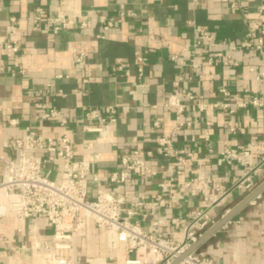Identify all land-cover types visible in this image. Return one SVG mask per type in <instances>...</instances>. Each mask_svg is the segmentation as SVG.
Listing matches in <instances>:
<instances>
[{
  "label": "crops",
  "instance_id": "0c3cea01",
  "mask_svg": "<svg viewBox=\"0 0 264 264\" xmlns=\"http://www.w3.org/2000/svg\"><path fill=\"white\" fill-rule=\"evenodd\" d=\"M262 1L239 0V8L235 9L230 0H205L199 7H195L192 0H0V40L5 38L13 15L20 31L28 30L27 36L20 35L19 53L10 56L0 50V65L17 60L27 69L26 75L18 69L0 70V153L12 155L7 146L23 135L26 125L36 123L33 108L36 88L47 82L52 85L44 91L43 99L65 112L72 121L70 128L48 125L47 133L68 132L80 141L84 137L80 126L84 108L106 109L112 104L118 107L119 120L110 124L107 131L85 134L94 140L95 150L101 153L99 161L93 165L94 171L108 173L116 169L119 157L136 145L154 147L155 136L172 128L175 112L160 105L155 109L150 104L162 103L176 83L181 69L171 55L188 56L183 48L194 38L191 20L208 25L217 39L226 43H219L216 49H201L197 56L200 66L184 68L188 79L183 86L208 101L225 100L219 89L226 85L243 99L250 95L264 97V80L258 81L249 70L251 65L264 68V49L252 52L233 48L246 35L248 21L255 18L253 11ZM38 5L45 7L49 15L81 14L88 26H74L59 33L47 30L44 22L37 28L32 20ZM104 18L111 22L108 30L102 27ZM100 33L105 36L99 37ZM74 47L87 53L86 60H75ZM137 49L146 57L142 76L138 75L134 63ZM216 50L231 55L239 65L207 64V57ZM122 60L130 63V75L115 68ZM87 69L93 80L84 85L85 94L78 97L74 88L81 84ZM57 73H63L64 77L56 78ZM134 82L140 83L135 85ZM60 89L64 95L59 93ZM9 117L19 118L20 124L10 125ZM207 119L213 123L208 125ZM155 120L161 122V128L152 126ZM185 120L193 124L180 131L177 144L188 152L187 177L203 169L228 188L249 168L261 165L252 174L249 187L229 190L222 201L209 210L211 221L200 230L201 237L264 183V163L261 164L264 107L248 105L231 115L220 108L202 113L192 105L185 113ZM229 122L239 128L236 133L230 131ZM224 142L245 147L252 144L250 154L240 162L219 166L216 157ZM158 158L167 162L161 155ZM2 165L0 160V173ZM158 182L157 177L132 175L118 188L132 199L149 202L160 189ZM185 198L180 204H166L162 215L191 219L193 209L205 208L208 204L200 197ZM144 225L153 229L150 220L144 221ZM263 228L264 190L195 250L211 256L217 264H264V235L260 232ZM163 229L175 241L184 238L181 225L165 223ZM0 232L7 235V239L0 237V264H41V255L51 248L53 229L45 217L21 219L9 209L0 218ZM22 245L24 247L16 251L15 247ZM73 257L74 264H125L131 253L123 241L91 223L88 235L75 239Z\"/></svg>",
  "mask_w": 264,
  "mask_h": 264
},
{
  "label": "built area",
  "instance_id": "2783aa9c",
  "mask_svg": "<svg viewBox=\"0 0 264 264\" xmlns=\"http://www.w3.org/2000/svg\"><path fill=\"white\" fill-rule=\"evenodd\" d=\"M204 1L192 0L195 7L201 6ZM230 5L238 9L239 0H230ZM253 12L255 18L248 21V31L240 42L233 46L234 49H247L252 52L264 49V1L260 2ZM32 21L37 28L42 27L43 22L46 23L45 28L54 33L74 26H88V21L81 14L49 15L42 5L35 6ZM190 23L194 29V38L185 43L183 48L188 56L179 53L171 55V59L181 69L176 83L162 103L150 104L155 109L160 105L175 112L172 128L155 136L154 147L141 144L123 153L119 157L117 168L108 173L93 170V165L99 161L101 153L95 150L94 140L87 138L85 134L107 131L110 124L119 120L118 107L112 104L106 109L84 108L80 123L84 137L77 141L68 132H46L48 125L70 128L72 121L65 112L43 99L44 91L52 82L36 88L37 98L33 102L36 123L26 125L23 135L14 138L7 146L12 155L0 153L3 164L0 173V218L12 209L21 219L45 217L49 221L53 229L51 248L41 255L42 264H74L75 239L86 237L91 223L125 243L131 253L125 264H171L177 258H181L177 264H217L214 258L203 252L186 251L199 239L200 230L209 226V210L219 204L229 190L249 187L252 174L258 171L261 165L249 168L241 177L234 179L228 188L203 169H200L198 174L187 177L190 170L188 152L185 147L178 146L177 138L184 127L193 124L191 120H185V113L192 105L202 113H210L220 108L233 115L239 108L248 105L264 107V97L250 95L243 99L240 93L233 94L231 88L226 85L219 89L226 97L225 100L208 101L183 86V82L188 79L184 68L200 66L197 62L200 50L216 49L219 43H226L225 40L219 41L214 30L208 25L195 20ZM110 25L111 22L104 18L103 29L108 30ZM21 34L27 36L28 30L21 32L17 18L13 15L10 17L5 38L0 40V50L10 56L19 53ZM98 36L105 35L100 33ZM72 51L76 61L86 60L85 51L75 47ZM220 62L239 65V61L220 50H216L206 59L209 65ZM134 63L138 75H144L146 57L140 49L135 51ZM129 67L130 63L126 60L119 61L115 66L116 69L125 71L126 75H130ZM14 69H18L23 75L27 73L26 67L17 60L0 65L1 71ZM249 70L258 81L264 80V68L251 65ZM55 77L62 78L64 74L57 73ZM92 80L91 71L87 69L81 84L74 88V93L78 97L83 96L84 85ZM139 83L134 82L135 85ZM59 93L65 94L63 89H60ZM7 123L16 126L20 124V119L9 117ZM206 123L211 125L213 122L207 119ZM152 126L161 128V122L155 120ZM229 128L232 133L239 129L232 122H229ZM192 139L194 140L195 136ZM251 147L252 144L245 147L224 142L218 149L217 164L222 166L240 162L245 155L250 154ZM158 155L165 157L167 162H161ZM263 163L264 157L261 161V164ZM132 175L159 179L160 189L149 202L132 199L118 188ZM185 196L200 197L208 204L205 208L193 209L190 212L191 219L162 215L166 204H180L186 199ZM146 220L151 221L153 229L144 225ZM165 223L181 225L184 228V238L175 241L167 236L163 229ZM260 232L264 235V228ZM0 237L7 239V235L1 232ZM21 247L24 245L15 247L16 251Z\"/></svg>",
  "mask_w": 264,
  "mask_h": 264
},
{
  "label": "water",
  "instance_id": "95a60500",
  "mask_svg": "<svg viewBox=\"0 0 264 264\" xmlns=\"http://www.w3.org/2000/svg\"><path fill=\"white\" fill-rule=\"evenodd\" d=\"M264 190V183L257 187L252 193H250L245 199H243L238 205H236L231 211L225 214L220 221L213 225L204 235H202L191 247L186 251L189 253L195 250L203 241H205L211 234L217 231L221 226H223L228 220H230L234 214H236L244 205L254 199L258 194ZM181 258H177L171 264H177Z\"/></svg>",
  "mask_w": 264,
  "mask_h": 264
},
{
  "label": "bare ground",
  "instance_id": "6f19581e",
  "mask_svg": "<svg viewBox=\"0 0 264 264\" xmlns=\"http://www.w3.org/2000/svg\"><path fill=\"white\" fill-rule=\"evenodd\" d=\"M42 264V263H41Z\"/></svg>",
  "mask_w": 264,
  "mask_h": 264
}]
</instances>
